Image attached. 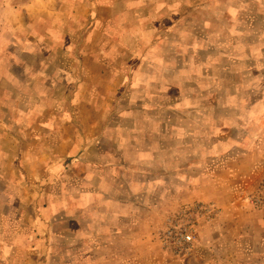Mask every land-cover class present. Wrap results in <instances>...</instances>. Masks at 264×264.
<instances>
[{
	"label": "rangeland",
	"instance_id": "1",
	"mask_svg": "<svg viewBox=\"0 0 264 264\" xmlns=\"http://www.w3.org/2000/svg\"><path fill=\"white\" fill-rule=\"evenodd\" d=\"M0 264H264V0H0Z\"/></svg>",
	"mask_w": 264,
	"mask_h": 264
},
{
	"label": "crops",
	"instance_id": "2",
	"mask_svg": "<svg viewBox=\"0 0 264 264\" xmlns=\"http://www.w3.org/2000/svg\"><path fill=\"white\" fill-rule=\"evenodd\" d=\"M171 183L172 182H170V181H168V182L163 181V183L160 185V190L158 187L157 188L158 190H155V191H151V192L145 191L144 196L148 200V202H147V204H143L141 209L145 215L150 214L153 217L152 220L154 218H156L157 215H159V214H162V215L163 214L164 215L171 214L172 212L176 211L177 209H180L181 207H183L185 205H189V204L196 203V202H209V203L213 202L210 199L207 201H203L197 197V198L193 199V201H191V202L180 200L179 202L176 201V203L175 202L172 203V200L169 198V194H168V192H169L168 188H174V186L171 185ZM146 184H147V186L149 185V183H146ZM225 185L226 184L224 182V183H222L221 187H224ZM149 186H151V185H149ZM164 186H166V187L164 189H161V187H164ZM183 188H187L186 183H184V182H183ZM153 198H155V200ZM224 202H226V201H224ZM224 202L220 201V204L218 203V206L222 209V214H221L222 219L225 218V216H227V214L229 212V202H226V203H224ZM150 210L154 211V213H156V214L153 215ZM155 220L156 219H154V221Z\"/></svg>",
	"mask_w": 264,
	"mask_h": 264
},
{
	"label": "built area",
	"instance_id": "3",
	"mask_svg": "<svg viewBox=\"0 0 264 264\" xmlns=\"http://www.w3.org/2000/svg\"><path fill=\"white\" fill-rule=\"evenodd\" d=\"M204 205L205 212L211 211L212 207L210 204L199 203ZM209 206V207H208ZM207 207V208H206ZM198 205H194L185 209L187 211L197 212ZM200 209V208H199ZM213 210V209H212ZM202 211V210H201ZM203 212V211H202ZM197 214V213H196ZM166 228L161 235V244L167 251H172L177 256H184L186 252L192 249L194 238H193V225L190 227L182 225L175 217L169 216L165 219ZM176 252L174 251L175 249Z\"/></svg>",
	"mask_w": 264,
	"mask_h": 264
},
{
	"label": "trees",
	"instance_id": "4",
	"mask_svg": "<svg viewBox=\"0 0 264 264\" xmlns=\"http://www.w3.org/2000/svg\"><path fill=\"white\" fill-rule=\"evenodd\" d=\"M16 44V48L18 51H14V50H9V51H13L12 53H10L11 55L13 54V60L18 56V55H24L25 52H29L32 54H37V52H35L34 50V45L33 44H25V43H21L19 42V40L15 41ZM13 44V45H15ZM9 46L6 47V50L8 49ZM20 52L19 54L15 55V53ZM38 77L42 80L45 79L43 76L38 75ZM41 88H46L45 86H42Z\"/></svg>",
	"mask_w": 264,
	"mask_h": 264
}]
</instances>
